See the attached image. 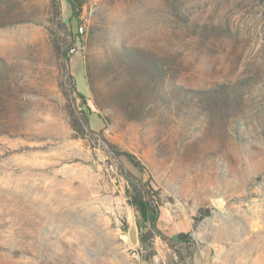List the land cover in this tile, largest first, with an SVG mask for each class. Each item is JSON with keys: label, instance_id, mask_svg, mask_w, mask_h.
<instances>
[{"label": "rangeland", "instance_id": "1", "mask_svg": "<svg viewBox=\"0 0 264 264\" xmlns=\"http://www.w3.org/2000/svg\"><path fill=\"white\" fill-rule=\"evenodd\" d=\"M81 1L76 36L67 0H0V264H161L195 246L210 264H264V0ZM156 59L167 100L126 105L127 73ZM223 88L242 93L228 110L176 102ZM124 174L190 223L189 247L157 237L169 252L140 258Z\"/></svg>", "mask_w": 264, "mask_h": 264}, {"label": "trees", "instance_id": "2", "mask_svg": "<svg viewBox=\"0 0 264 264\" xmlns=\"http://www.w3.org/2000/svg\"><path fill=\"white\" fill-rule=\"evenodd\" d=\"M67 2L70 4L72 11V15L69 19V34H76V36H80L77 28L79 26L78 15L82 7V1L67 0ZM53 47L55 51L59 50L56 43H53ZM70 49L71 47L68 46L67 49L62 53L66 60H68L67 54L69 53ZM143 67L145 69L143 73L140 72L138 74H134L133 69L127 73L129 74L128 78L130 79V82L126 86V96L124 98L125 104L130 107H137L139 103L145 102L147 98H152V96L156 97L157 101L165 103L170 90L162 88L161 79L167 78L169 76L168 69L162 66L157 59L154 61L148 60V63H145V66ZM89 78H91V75L88 74L87 68L86 81L88 88L92 93L94 92V89L92 86V81H90ZM236 91V93L229 94V92L223 88L221 92L198 94L188 93L184 96H181V99L176 102H180L182 106H186L189 111H199V114L202 115L211 114L219 111L220 109L228 110L229 104L236 103L242 97L241 90ZM72 92H74V94L80 98L81 105L85 106L86 110L89 111L84 95L77 91ZM67 113L69 115V126L73 131V138L88 140V135L83 128V126H88V117L84 115L81 121H79L75 110L69 108L67 109ZM97 116L100 118L99 115ZM100 140L101 143L105 144L110 151L115 152L114 145L107 143L104 139ZM117 156H123L134 168H137L140 172H142V166L135 159L134 155L124 151L118 153ZM124 177L126 181V186L124 189L126 202L130 207L133 208L136 214L138 244L140 245L141 249L145 250L146 252L145 255H140V258L147 263L150 261L154 255L152 243L155 237H159L161 240L165 241L171 249H173L176 245H184L189 247L192 243L190 233H178L174 237H166L157 228V220L160 215L162 201L159 192L152 187L150 181H142L131 174H124ZM176 255L182 260L178 252ZM189 256H191V252L189 253Z\"/></svg>", "mask_w": 264, "mask_h": 264}, {"label": "crops", "instance_id": "3", "mask_svg": "<svg viewBox=\"0 0 264 264\" xmlns=\"http://www.w3.org/2000/svg\"><path fill=\"white\" fill-rule=\"evenodd\" d=\"M157 228L165 233L169 237H174L178 233H190L192 232L191 225L188 221L183 219H176L168 213V210L160 211V215L157 220ZM153 250L155 255L160 256L161 253L165 254L169 252V249L163 244L157 237L153 239ZM209 249L207 247L195 246L191 251V256L185 260H177L173 255L172 259L161 260V264H210V256H208ZM161 259V258H160ZM147 263V262H145ZM149 263V262H148ZM150 264V263H149Z\"/></svg>", "mask_w": 264, "mask_h": 264}, {"label": "water", "instance_id": "4", "mask_svg": "<svg viewBox=\"0 0 264 264\" xmlns=\"http://www.w3.org/2000/svg\"><path fill=\"white\" fill-rule=\"evenodd\" d=\"M127 240H128L129 245H133L137 242L136 227L132 221H130V223H129V228L127 231ZM219 249H220L219 246H213L214 252H217Z\"/></svg>", "mask_w": 264, "mask_h": 264}, {"label": "built area", "instance_id": "5", "mask_svg": "<svg viewBox=\"0 0 264 264\" xmlns=\"http://www.w3.org/2000/svg\"><path fill=\"white\" fill-rule=\"evenodd\" d=\"M77 30H78V33H79V34H82V33H83V28H82V26H78ZM70 52H71V53H74V52H75V49H74V48L70 49Z\"/></svg>", "mask_w": 264, "mask_h": 264}]
</instances>
